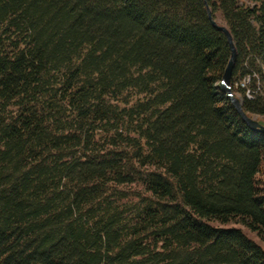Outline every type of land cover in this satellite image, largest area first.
Segmentation results:
<instances>
[{"label": "trees", "instance_id": "16d2710c", "mask_svg": "<svg viewBox=\"0 0 264 264\" xmlns=\"http://www.w3.org/2000/svg\"><path fill=\"white\" fill-rule=\"evenodd\" d=\"M207 8L264 124V0H0V264H264V132Z\"/></svg>", "mask_w": 264, "mask_h": 264}, {"label": "water", "instance_id": "95a60500", "mask_svg": "<svg viewBox=\"0 0 264 264\" xmlns=\"http://www.w3.org/2000/svg\"><path fill=\"white\" fill-rule=\"evenodd\" d=\"M207 13H208V17L210 18L212 24L217 26L219 29H221L225 33V35L227 37V40H228V43H229V47H230V59L228 61V65H227V68H226V73H225V75L223 77V80H221V83L223 84V86H224V88H225V90L227 92V95L229 96L234 108L239 113V115L242 117V119L246 122V124L250 128H252L254 130H258V131H263L264 132V124L258 123L254 118L248 117L243 112L242 107H241V101L232 94V91H231V89L228 86V75H229V71H230L232 62H233V60L235 58V48H234V45H233V42H232V38H231V35H230L227 27L225 25L218 24L212 18L211 13H210L208 8H207Z\"/></svg>", "mask_w": 264, "mask_h": 264}, {"label": "rangeland", "instance_id": "374dc122", "mask_svg": "<svg viewBox=\"0 0 264 264\" xmlns=\"http://www.w3.org/2000/svg\"><path fill=\"white\" fill-rule=\"evenodd\" d=\"M217 20H218L219 22H222V23H223V21L221 20L219 14L217 15ZM245 231L247 232V234H248V236H249L250 238H252V239L255 240L257 243H259V244L262 246V248L264 249V243L261 242V241L256 237V235H255L253 232L248 231V230H245Z\"/></svg>", "mask_w": 264, "mask_h": 264}, {"label": "built area", "instance_id": "2783aa9c", "mask_svg": "<svg viewBox=\"0 0 264 264\" xmlns=\"http://www.w3.org/2000/svg\"><path fill=\"white\" fill-rule=\"evenodd\" d=\"M248 78L247 79H244L243 81H242V83H241V85H245L247 82H248ZM248 93V92H247Z\"/></svg>", "mask_w": 264, "mask_h": 264}]
</instances>
